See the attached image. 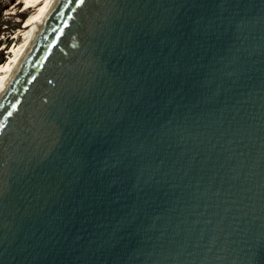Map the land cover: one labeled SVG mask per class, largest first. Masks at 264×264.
<instances>
[{
    "label": "water",
    "instance_id": "water-1",
    "mask_svg": "<svg viewBox=\"0 0 264 264\" xmlns=\"http://www.w3.org/2000/svg\"><path fill=\"white\" fill-rule=\"evenodd\" d=\"M0 264H264V0H56L0 90Z\"/></svg>",
    "mask_w": 264,
    "mask_h": 264
},
{
    "label": "rangeland",
    "instance_id": "rangeland-1",
    "mask_svg": "<svg viewBox=\"0 0 264 264\" xmlns=\"http://www.w3.org/2000/svg\"><path fill=\"white\" fill-rule=\"evenodd\" d=\"M30 5L28 0H0V64L13 55V46L22 41V26L31 14L25 10Z\"/></svg>",
    "mask_w": 264,
    "mask_h": 264
},
{
    "label": "bare ground",
    "instance_id": "bare-ground-1",
    "mask_svg": "<svg viewBox=\"0 0 264 264\" xmlns=\"http://www.w3.org/2000/svg\"><path fill=\"white\" fill-rule=\"evenodd\" d=\"M55 1L56 0H28V2L32 3V5H30V7L27 6L25 11L27 12L30 10L31 14L22 26L23 39L18 45L15 44L13 46V49L11 50L13 55L9 56V58L5 62L0 64V90L3 89L4 84L9 79V77L17 67L22 55L30 45L36 27L43 24L44 18L50 12V9Z\"/></svg>",
    "mask_w": 264,
    "mask_h": 264
}]
</instances>
